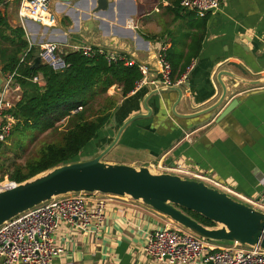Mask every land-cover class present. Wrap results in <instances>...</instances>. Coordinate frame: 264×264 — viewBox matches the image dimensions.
<instances>
[{
	"label": "crops",
	"instance_id": "0c3cea01",
	"mask_svg": "<svg viewBox=\"0 0 264 264\" xmlns=\"http://www.w3.org/2000/svg\"><path fill=\"white\" fill-rule=\"evenodd\" d=\"M87 1L64 5L52 0L50 8L57 22L50 27L33 21L22 23L18 0H7L0 11L12 28L24 30L37 58L46 43L56 44L61 55L72 46L103 48L138 64H149L157 75L160 48L165 46L176 82L193 66L181 86L183 97L176 107L180 115L217 104L223 94L217 81L220 72H231L238 80L231 89L230 79L222 77L229 90L223 106L217 113L192 119L173 113L178 93L153 96L148 101L152 116L130 124L110 152L112 159L103 161L138 168L159 162L185 163L241 198L264 199V0H227L221 10L206 18H199L175 0H107V10L96 14L91 0L87 13ZM4 77L0 67V78ZM110 90V96L118 100L112 121L94 140L87 152L90 158L80 161L101 154L130 118L148 114L144 102L151 88L136 89L126 98L119 87ZM21 94L15 92L14 96ZM235 99L239 100L236 108L218 122ZM94 197L90 202L98 200ZM107 214L97 234L94 228L67 233L61 243L64 253L54 264H160L144 255L143 246L157 225L175 224L171 219L129 198L111 202Z\"/></svg>",
	"mask_w": 264,
	"mask_h": 264
},
{
	"label": "built area",
	"instance_id": "2783aa9c",
	"mask_svg": "<svg viewBox=\"0 0 264 264\" xmlns=\"http://www.w3.org/2000/svg\"><path fill=\"white\" fill-rule=\"evenodd\" d=\"M18 1H20L18 17L22 23L33 21L49 27L56 24L57 16L50 8L52 0ZM226 1L182 0L180 6L194 12L199 18H206L221 10ZM166 51L165 46L160 48L157 75L152 74L149 64H138L132 59L103 48H97L96 53L105 56L109 64L123 61L128 67L138 66L142 79L137 83L136 89L181 87L187 82L193 66L189 67L182 78L174 83L172 81L173 70L167 60ZM70 52H82L90 57L94 54V48L72 46ZM63 56L54 43H46L41 46L39 56L41 63L49 66L55 72L67 68ZM15 75H5L0 89V145L6 143L11 137L16 124L15 119L8 114L21 100V95L14 96L15 92H21V88L15 82ZM33 82L39 86L45 85L41 75L34 77ZM80 111H82V107L76 109L73 114ZM149 168L160 173L174 174L203 182L209 187L226 192L264 212V199L255 201L241 198L228 186L185 163L167 165L159 162ZM18 185L8 177L5 180L0 179V193L12 190ZM96 195H100L98 200L94 203L90 202L89 199ZM119 199H123V197L98 193L68 194L57 197L6 222L0 227V264H54L64 253L61 243L66 240L67 233L86 232L94 228L97 234L106 223L108 205ZM143 252L146 257L160 264H264V250L239 245L217 247L214 242L198 237L175 224L157 225L152 233L145 238Z\"/></svg>",
	"mask_w": 264,
	"mask_h": 264
},
{
	"label": "water",
	"instance_id": "95a60500",
	"mask_svg": "<svg viewBox=\"0 0 264 264\" xmlns=\"http://www.w3.org/2000/svg\"><path fill=\"white\" fill-rule=\"evenodd\" d=\"M55 1L64 5L77 2V0ZM89 2L88 0V6L85 7L87 13L90 10ZM91 2L93 14L104 12L108 8L107 0H91ZM88 16V14L85 15V17ZM40 63L41 59L38 57L35 66ZM222 77H228L230 88L235 89V83L238 81L236 75L231 72H220L217 76V81L223 89L220 100L214 106L190 115H180L176 112V107L183 97L182 87L169 86L152 89L144 102L148 114L134 116L121 125L113 142L97 157L54 168L19 184L12 190L0 193V227L19 215L57 197L68 194L98 193L131 198L207 241L264 250V212L197 180L160 173L149 167L138 168L125 164H109L103 161V158L118 145L124 130L130 124L152 116L148 101L153 96L165 92L178 93L179 100L173 108V113L183 119L217 113L229 93L227 84L222 82ZM2 83L3 79L0 78V89ZM253 84L260 83L253 82ZM238 102V99L233 100L219 115L218 122L230 114ZM184 210L203 216L216 224L217 227L203 226Z\"/></svg>",
	"mask_w": 264,
	"mask_h": 264
},
{
	"label": "trees",
	"instance_id": "16d2710c",
	"mask_svg": "<svg viewBox=\"0 0 264 264\" xmlns=\"http://www.w3.org/2000/svg\"><path fill=\"white\" fill-rule=\"evenodd\" d=\"M6 1L0 0V7ZM181 1L175 0L177 5ZM96 50L90 57L82 52H68L63 56L67 68L60 72L43 63L35 66V50L30 49L24 30L12 28L0 11V67L4 75L16 74L15 82L22 92L21 100L8 112L16 121L15 131L57 132L59 124L67 121L66 130L60 132L61 144L42 146L38 158L25 166L15 165L10 173L3 172L0 165V179L8 176L21 184L54 168L80 161L79 155L108 127L117 109L118 100L108 95L109 90L119 87L124 98L136 90L142 79L138 66L128 67L123 61L109 64ZM38 75L43 77L44 86L33 82ZM172 81L176 82L175 74ZM99 100L104 103L95 110ZM79 107L82 111L73 114ZM184 212L207 228L217 227L201 215Z\"/></svg>",
	"mask_w": 264,
	"mask_h": 264
},
{
	"label": "rangeland",
	"instance_id": "374dc122",
	"mask_svg": "<svg viewBox=\"0 0 264 264\" xmlns=\"http://www.w3.org/2000/svg\"><path fill=\"white\" fill-rule=\"evenodd\" d=\"M110 91L111 90H109V92ZM109 92L108 95H110ZM103 103L104 102L102 100L97 101V106L95 110L99 108L98 105H102ZM66 128V123L62 122L61 124H59L57 132L48 131L42 133L34 130L19 132L13 129L11 137L7 140L6 143L2 144L3 146L0 148V165L3 167V172L10 173L15 168V165L25 166L27 162L38 158L42 146H45L48 143L61 144L62 136L60 132L66 130ZM93 142L94 141L89 143V145L84 148L82 154L79 155V159L90 158L87 156L89 155L87 154V152H89V149H91ZM109 154H107L103 158V160L112 159ZM5 178L3 180H5ZM96 196L100 197V195Z\"/></svg>",
	"mask_w": 264,
	"mask_h": 264
}]
</instances>
